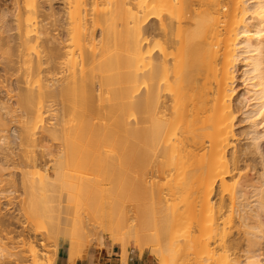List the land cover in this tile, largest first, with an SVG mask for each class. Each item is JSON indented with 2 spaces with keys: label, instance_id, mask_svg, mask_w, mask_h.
Wrapping results in <instances>:
<instances>
[{
  "label": "bare ground",
  "instance_id": "bare-ground-1",
  "mask_svg": "<svg viewBox=\"0 0 264 264\" xmlns=\"http://www.w3.org/2000/svg\"><path fill=\"white\" fill-rule=\"evenodd\" d=\"M0 65L19 90L16 105L0 101L1 192L17 182L13 165L18 188L46 205L64 190L99 189L108 206L128 198L100 231L83 230L121 243L124 260L132 238L160 264H264V0H0ZM12 122L23 154L9 164ZM43 141L62 142L55 174L39 168ZM64 161L97 175L67 173ZM107 162L117 172H103ZM6 202L0 259L23 251L10 245L18 236L43 264L48 244L17 231ZM50 227L46 243L58 238Z\"/></svg>",
  "mask_w": 264,
  "mask_h": 264
},
{
  "label": "rangeland",
  "instance_id": "rangeland-1",
  "mask_svg": "<svg viewBox=\"0 0 264 264\" xmlns=\"http://www.w3.org/2000/svg\"><path fill=\"white\" fill-rule=\"evenodd\" d=\"M47 4L45 7H47L48 9ZM53 6L55 7L57 11L62 12L63 5L61 3L54 2ZM155 25H156V21H155ZM153 31L152 32L154 33V38L157 40L160 37L159 36L160 32L158 29L153 30ZM3 69H4L3 65H0V101L4 100V101H7L9 104L16 105V102L18 101V92H19V90L16 89V86L18 87V84L15 83L16 81L13 82V80L7 81V79L5 78H7L9 74L4 76L5 71ZM12 79L15 80V78L13 77ZM240 81L238 85H240L239 90L242 91L243 89H245V85H243L245 83L242 79H240ZM14 88L16 89V91H11V90H14ZM51 103L55 107L58 108L62 105V103H68V102L62 101V99H56V100H53ZM54 114L50 115L47 118L46 123L49 124L50 126L56 122V118H55L56 116H54ZM18 118L16 117L14 119L17 120ZM9 119H10V116H9ZM73 119H74V115L72 112H69L65 117V120L69 123V125L73 123ZM17 125L18 124L16 122H12L10 125L12 129L9 135L10 136L9 141H10V145H12V147H14V149L16 150L15 152L17 155L14 158L16 161L11 160L9 164H13L14 162H19L20 155L23 154L20 148L16 146V144L19 143L18 142L19 136L17 135L19 134V128ZM244 126H246V124L241 123L239 124L237 128L240 130L244 128ZM2 146L6 147V145H2ZM2 146L0 145V148H3ZM106 147L110 149V147L108 146ZM42 148L45 150V153H44L45 155L40 160L41 162L39 164V168L41 167L43 170L48 169L51 173L55 174V171H56L55 162L57 161V157H58L59 152L61 151V148H63L62 142L43 141ZM111 162L109 164H111ZM105 163L106 162H104V164ZM115 163H113L112 165L114 167V170L116 167ZM109 164L107 162V164L105 165L107 168L104 170L100 168L98 174H102L101 170L103 172L105 171L106 173L109 170L113 171L112 169H108V168H112V166L111 167L108 166ZM102 165L103 164L101 163L100 166L99 165L98 166L101 167ZM12 167L13 165H11L10 169L5 172L7 176L6 178H8L9 180H14V181L17 180V182L16 184H14V182L8 183L4 187L7 191L5 193L3 191L2 192L0 191V197L2 198L5 197V199L7 200L6 204L8 205L7 208L11 212L14 211L16 213H19L17 215L21 221L18 224L19 229H17V231H21L23 229V231L25 230L26 234L27 233L36 234L37 237L35 238H37L39 242L44 239L47 242V238H44L43 235L45 234V236H47L46 234L48 233L51 234V230L49 229L51 228L50 223H52L54 230L58 234L57 241L54 240L49 243H46L44 241L45 244H48V247L45 245V248H43L47 251L48 259L43 261V264H61V262H64V264H69L70 263L69 259H70V255L72 251L75 254V256L72 257V259L77 260L78 258L84 256L82 253L80 254L78 253L79 252L78 249L79 250L84 249L85 255L92 249L107 248V247L115 246V245L119 246L122 250V244L117 243L116 241H114V239H110L107 235L102 236L103 239H101V241H103V244L100 241V237H98L94 233L91 234V236H88V240H87L86 239L87 237L84 236L83 234V230L85 231L86 227L88 226V228L90 229H93L95 231H100L103 228V225H104L103 222L104 221L105 223L107 222V220L105 219L108 218V216L111 215V213H115L117 210L131 208L132 203L128 198L118 199L117 197H114V198L112 197L113 203L110 206H108L106 205L107 203L105 204V201L107 202V198H108L107 195H105L106 193L105 194L103 193L106 197L105 199L104 195L99 191V189L96 191H92L90 193H75L71 195L68 190H64L61 193L62 195L61 197L55 198V201L53 203L46 205V203H43L42 198L39 194H31L28 192L25 193L23 188H18V179L20 175V170L13 169ZM91 167H92L91 165H89L87 168L81 167V166H73L72 164L67 163V161H64V164H63V169L67 173H70V174L78 173L80 175L84 174V176H89L93 178V175L95 177L97 174L96 175L94 174V171L92 170ZM98 168L97 169L94 168V169L98 172ZM116 169H118V167ZM115 171L117 172V170ZM127 171H128V168H127ZM112 183L113 184L110 183L108 187L111 186L112 187L111 189H114L116 185L114 184V182ZM32 207L33 209H36L39 212L35 219H28L25 216V213L33 210ZM10 213L9 215L12 214ZM47 230H49L50 232H48ZM94 235H96L97 237H93ZM11 236H14V234H12ZM21 238L23 237L15 236L11 240V242L13 243L11 244L10 242V245L15 247L16 250L23 249V251L19 253L17 257L16 256L9 257L7 255L3 256L0 259V264H31L29 257H27L28 249H29V243H28L29 241L28 239H25V241H23L25 243H22ZM127 241L129 244V251L137 250V251L142 252L140 247L134 241V239L128 238ZM148 246L154 247L156 246V243L151 240L148 242ZM143 252L147 254L148 258L150 259L152 263L160 264V260L151 252V249L145 248ZM20 255H22L21 258H19ZM23 256H25V258ZM13 258H15L16 260H14ZM75 262L76 261H73L72 264H75Z\"/></svg>",
  "mask_w": 264,
  "mask_h": 264
},
{
  "label": "crops",
  "instance_id": "crops-1",
  "mask_svg": "<svg viewBox=\"0 0 264 264\" xmlns=\"http://www.w3.org/2000/svg\"><path fill=\"white\" fill-rule=\"evenodd\" d=\"M107 248L92 249L85 256L78 258L75 264H154L145 252L129 251L127 259L124 260L119 246Z\"/></svg>",
  "mask_w": 264,
  "mask_h": 264
}]
</instances>
